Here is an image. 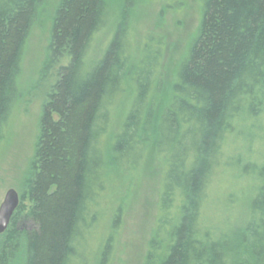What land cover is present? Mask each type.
I'll use <instances>...</instances> for the list:
<instances>
[{
  "label": "trees",
  "instance_id": "obj_1",
  "mask_svg": "<svg viewBox=\"0 0 264 264\" xmlns=\"http://www.w3.org/2000/svg\"><path fill=\"white\" fill-rule=\"evenodd\" d=\"M129 1L60 0L47 62L68 61L43 105L24 182L30 227L17 230L22 195L0 242V264H10L19 236L25 264L109 262V229L96 251L88 247L107 176L133 171L151 147L164 174L142 264H264V0H201L199 28L160 108L163 43L149 37L133 61ZM47 2L0 0V142L19 98L30 30ZM112 23L107 47L88 63L93 42ZM127 83L130 105L109 141ZM224 173L248 185L244 208L212 207L214 181Z\"/></svg>",
  "mask_w": 264,
  "mask_h": 264
},
{
  "label": "rangeland",
  "instance_id": "obj_2",
  "mask_svg": "<svg viewBox=\"0 0 264 264\" xmlns=\"http://www.w3.org/2000/svg\"><path fill=\"white\" fill-rule=\"evenodd\" d=\"M59 3L60 0H48L30 30L18 79L19 98L0 142V204L9 189H14L20 200L24 196L22 202L25 209L16 214V226L20 231L30 227V223L25 220L30 205L24 192V182L32 172L42 108L53 90L59 68L68 61L62 58L47 62L50 32ZM125 12L133 61H137L141 47L149 37L161 38L163 43L157 79L160 87L155 91L160 108L170 97L177 67L199 28L201 0H131ZM113 24L96 37L88 53V63H94L107 47ZM153 45L156 43L152 42ZM130 88L127 83L125 93L113 107L109 141L119 130L128 111L132 97ZM119 173L111 172L107 176V184L100 199L101 219L94 226L88 247L96 251L99 242L109 234V229L114 236L113 252L105 264H142L157 214L164 174L163 160L151 147L140 166L133 171ZM212 189L213 208L215 202L218 208L225 206L228 209L231 204L237 209L241 206L244 208L249 198L248 185L236 181L227 173L214 181ZM228 194L232 196L229 199ZM114 220L117 224L111 229ZM240 222L241 219H238L237 223ZM5 237L4 234L0 235V242ZM24 246L25 241L19 236L10 264H25Z\"/></svg>",
  "mask_w": 264,
  "mask_h": 264
},
{
  "label": "water",
  "instance_id": "obj_3",
  "mask_svg": "<svg viewBox=\"0 0 264 264\" xmlns=\"http://www.w3.org/2000/svg\"><path fill=\"white\" fill-rule=\"evenodd\" d=\"M20 197L14 189H9L0 204V235L5 233L10 225L11 219L19 207Z\"/></svg>",
  "mask_w": 264,
  "mask_h": 264
}]
</instances>
